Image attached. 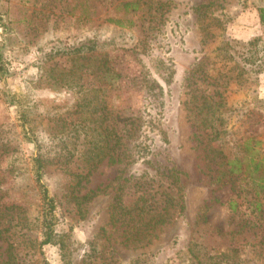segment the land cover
<instances>
[{
	"label": "rangeland",
	"instance_id": "rangeland-1",
	"mask_svg": "<svg viewBox=\"0 0 264 264\" xmlns=\"http://www.w3.org/2000/svg\"><path fill=\"white\" fill-rule=\"evenodd\" d=\"M124 1L0 0V264H264V0Z\"/></svg>",
	"mask_w": 264,
	"mask_h": 264
},
{
	"label": "trees",
	"instance_id": "trees-1",
	"mask_svg": "<svg viewBox=\"0 0 264 264\" xmlns=\"http://www.w3.org/2000/svg\"><path fill=\"white\" fill-rule=\"evenodd\" d=\"M121 6L126 11L137 12L139 10V1L138 0H126L121 2ZM207 4H198L195 9L199 11L201 8L206 7ZM258 18L262 25H264V4L258 7ZM84 45L74 47L75 52H81ZM243 148L240 154L234 155L232 158H228V161L225 165L228 164L226 169L228 176H240L246 174L250 180L251 186L253 188L254 197L256 198L255 206L260 205L259 196L264 197V164L263 159L258 158V151L254 149L251 139H246L243 141ZM43 161L39 156L35 158L36 166V179L39 182L41 180L42 172L41 167ZM42 185V184H41ZM44 196H47L46 188L42 189ZM48 205L50 209L43 210V222L44 227H46L45 240L43 243H48L51 241V232L52 228L50 226V212L52 209L51 201L48 200ZM229 207L235 209L236 200H231L229 202Z\"/></svg>",
	"mask_w": 264,
	"mask_h": 264
},
{
	"label": "crops",
	"instance_id": "crops-1",
	"mask_svg": "<svg viewBox=\"0 0 264 264\" xmlns=\"http://www.w3.org/2000/svg\"><path fill=\"white\" fill-rule=\"evenodd\" d=\"M243 33V32H242ZM242 33L239 34L240 37H242Z\"/></svg>",
	"mask_w": 264,
	"mask_h": 264
}]
</instances>
